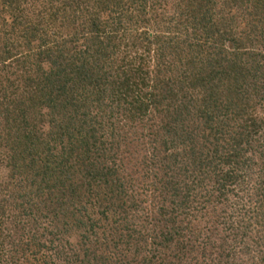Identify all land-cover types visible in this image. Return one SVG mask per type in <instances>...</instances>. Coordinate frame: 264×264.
Listing matches in <instances>:
<instances>
[{
  "label": "trees",
  "instance_id": "obj_1",
  "mask_svg": "<svg viewBox=\"0 0 264 264\" xmlns=\"http://www.w3.org/2000/svg\"><path fill=\"white\" fill-rule=\"evenodd\" d=\"M63 1L71 12L35 22L28 0H0L14 24L0 38L24 51L0 80L10 249L32 240L37 264H264V0H202L205 45L184 34L182 67L156 54L150 69L144 33L124 70L110 13L140 0Z\"/></svg>",
  "mask_w": 264,
  "mask_h": 264
},
{
  "label": "rangeland",
  "instance_id": "obj_2",
  "mask_svg": "<svg viewBox=\"0 0 264 264\" xmlns=\"http://www.w3.org/2000/svg\"><path fill=\"white\" fill-rule=\"evenodd\" d=\"M209 2V0L205 1V9L206 6H208ZM214 2L221 3L220 0H214ZM202 3V0H151V2L144 4V2L140 0V5H136L137 8L124 6L120 9H116V11H111V21L116 24L114 27H117L120 24L119 22L121 21L122 32L120 33V35L122 34L123 38L129 37V39H127L129 42L127 43V40L124 41L125 44L127 43V47L122 46L124 44L123 43L120 50L117 51V53L109 59V64L114 63V66H119L123 64L124 61V68L122 70H124L126 66H128V64L130 68H138L140 66L142 57L144 56V49L146 48V42L143 40L141 35L144 33H148V35L151 37V55H155L154 59L156 61L151 65L150 69H154L155 66H157L156 63L158 62L156 59V54L157 57L161 56L167 59L166 64L168 65V68H175L179 65L182 67V64H180V59H185V57L189 53V49L185 47V45L181 44L180 41L181 37H184V34L187 36V41L189 42V44L200 43L205 45V43L201 39L196 40V38L199 39V34L197 37H195V29L193 28V25H191L194 20V17H192L191 15L192 10H200V5ZM63 4V0H28V2H26L25 4L26 15L31 20L36 19V22L38 16H43L46 18V15L49 12H59V8L67 13L71 12L70 7L66 6V8H64ZM138 8H141V11ZM205 9H203V11H200L204 14ZM240 16L242 15H239V17ZM2 17H6V20H2V18H0V28L3 26V24H5L7 27L4 28V31L11 32V28L12 26H14V24L12 23V18L5 15H2ZM49 19H51V16ZM240 19L242 18L240 17ZM215 21L216 19L213 20L214 24ZM216 25H218V22H216ZM180 26V30L183 32L178 31L177 28ZM48 29L49 28L47 27V30ZM15 33L17 36L20 35L22 33V29H16ZM8 37L9 36L0 38V51H6L7 53V50L13 49L14 54L16 55L10 60L6 59V62L0 65V80H3V76L8 72L10 73L12 69H14V67H18L16 63L17 58L19 61H23V58H19V52H24L23 48L21 49V51H19L20 41L17 38H11L10 41H8ZM156 37H159L160 40L165 39V43H169L170 47H168L167 50L165 49L166 51L161 50L158 46L157 40H155ZM137 39L139 41L136 43V48H129L128 45H130ZM17 54H19L18 57H16ZM261 133H264V127L262 128ZM0 150L3 149L0 148ZM5 156V154H0V193L2 194V196L0 197V203L2 202V200L7 199V195L1 189L4 188V185L8 180L10 181V170L7 167ZM243 204H245V202ZM239 210L241 211V208H239ZM2 217L8 216L6 214ZM9 231L10 223L8 222L6 226V220L2 219V226L0 231V264H37L38 261H33L34 258H38L40 255L35 256V251H37L38 249L34 248L33 241L30 239L32 242H24V252H19L15 248L10 249L13 242V237L9 233ZM39 246L43 248L45 247V244H39ZM232 247L238 248L240 247V245L232 244ZM43 262L44 255H42V264H44Z\"/></svg>",
  "mask_w": 264,
  "mask_h": 264
}]
</instances>
